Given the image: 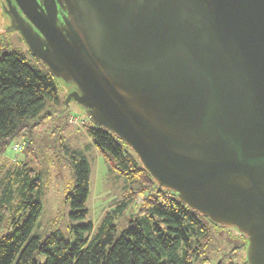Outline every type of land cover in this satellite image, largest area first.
Listing matches in <instances>:
<instances>
[{"label":"water","instance_id":"water-1","mask_svg":"<svg viewBox=\"0 0 264 264\" xmlns=\"http://www.w3.org/2000/svg\"><path fill=\"white\" fill-rule=\"evenodd\" d=\"M2 9L32 56L74 86L67 104L123 141L158 189L236 228L248 264H264V0H4Z\"/></svg>","mask_w":264,"mask_h":264},{"label":"trees","instance_id":"trees-1","mask_svg":"<svg viewBox=\"0 0 264 264\" xmlns=\"http://www.w3.org/2000/svg\"><path fill=\"white\" fill-rule=\"evenodd\" d=\"M2 45L0 38V225L4 223L7 229L0 236V264H39L37 254L45 255L41 264L208 262L204 255L210 238L208 225L221 226L181 203L174 191L158 189L136 154L112 132L93 122L88 132L94 146L107 155L109 168L123 177L122 198L104 212L96 228L90 219L83 221L88 213L89 164L61 141L74 174L65 196L71 206L68 230L74 240L57 230L44 236L33 234L42 210V174L28 158L11 157L7 152L10 147L31 150L34 128L51 118L53 110L46 108L58 101L62 80L39 59L35 58L42 68L28 64L16 49L3 51ZM65 116L69 120L71 115L67 112ZM17 135L28 141L26 147L15 141ZM15 144L21 148L14 149ZM137 195H142L141 203L117 231L115 218Z\"/></svg>","mask_w":264,"mask_h":264},{"label":"rangeland","instance_id":"rangeland-1","mask_svg":"<svg viewBox=\"0 0 264 264\" xmlns=\"http://www.w3.org/2000/svg\"><path fill=\"white\" fill-rule=\"evenodd\" d=\"M3 2L4 0H0V38L3 41V51L10 48L16 49L24 56L28 64L42 68V64L29 52L20 32L7 27L10 19L2 9ZM72 88H74L73 85L62 83V81L59 83L58 101L52 102L46 108V110H53V114L48 121L34 128L29 152L23 149L15 151L11 147L7 152L11 157L28 158L32 166H35L42 174V210L33 234L44 236L57 230L71 242L74 240V234L68 230V224L71 222L69 217L71 206L65 196L67 187L74 182V174L69 155L64 151L61 141H64L70 150L84 156L89 164V195L86 200L88 213L83 221L90 219L96 228L104 212L124 194L123 177L109 168L107 155L98 150L92 142L88 132L91 121L85 110L73 100H70L68 104L66 102V95ZM67 112L71 115L69 120H66ZM15 141L23 142V147L25 141L28 144L21 135H17ZM142 198V195H137L128 208L115 218L117 231L127 223L131 212L137 209ZM208 229L210 238L204 253L208 257V262L205 264H216L219 261L223 264L245 263L247 239L236 228L209 224ZM6 230V225L1 224L0 236ZM35 258L41 264L45 255L37 254ZM192 264L202 263L193 261Z\"/></svg>","mask_w":264,"mask_h":264},{"label":"built area","instance_id":"built-area-1","mask_svg":"<svg viewBox=\"0 0 264 264\" xmlns=\"http://www.w3.org/2000/svg\"><path fill=\"white\" fill-rule=\"evenodd\" d=\"M13 148H14V149H20V148H21V145H17V144H15V145L13 146Z\"/></svg>","mask_w":264,"mask_h":264},{"label":"flooded vegetation","instance_id":"flooded-vegetation-1","mask_svg":"<svg viewBox=\"0 0 264 264\" xmlns=\"http://www.w3.org/2000/svg\"><path fill=\"white\" fill-rule=\"evenodd\" d=\"M60 11H62L61 9H60ZM69 85H72V84H69ZM74 87V86H73Z\"/></svg>","mask_w":264,"mask_h":264}]
</instances>
